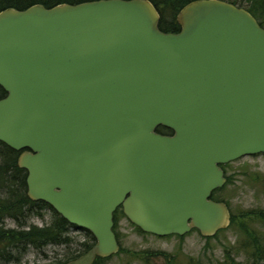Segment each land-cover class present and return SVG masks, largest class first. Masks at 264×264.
Instances as JSON below:
<instances>
[{"label": "water", "instance_id": "1", "mask_svg": "<svg viewBox=\"0 0 264 264\" xmlns=\"http://www.w3.org/2000/svg\"><path fill=\"white\" fill-rule=\"evenodd\" d=\"M176 20L149 0L0 11V142L25 151L27 197L95 240L65 264L119 252V207L145 234L215 236L221 166L264 154V28L223 0Z\"/></svg>", "mask_w": 264, "mask_h": 264}, {"label": "trees", "instance_id": "2", "mask_svg": "<svg viewBox=\"0 0 264 264\" xmlns=\"http://www.w3.org/2000/svg\"><path fill=\"white\" fill-rule=\"evenodd\" d=\"M89 1L96 0H0V11L5 10L7 8L24 10L35 4H41L46 8H50L58 4L74 5ZM149 1L157 9L160 15L159 29L163 33H177L180 29V25L176 20L177 14L184 6L197 0ZM223 1L246 9L257 20L259 25L264 28V0ZM170 17L172 18V20L167 22L166 20ZM5 95L6 93L0 87V99H2ZM157 132L165 134L166 128L159 127L157 129ZM17 156L18 152L10 149L9 147L0 142V191L6 194L5 198L0 197V223L5 218H10L17 221V223L21 226L22 223H20L19 220L20 216L25 218L31 215V213H35V215L41 217L42 214L40 211L44 208H48L52 212L53 216L49 224L40 228L37 226H30L26 230H14L4 229L3 227H0V264H14V262H19V260H16L15 257L12 255V251L21 250L22 252H25L28 247H34L35 249H42L48 245L58 247L62 246L68 249L72 247V245L82 247V250L79 253L72 254L68 256L65 260L58 261L53 264H65L87 252L95 242L94 238L90 233L70 225L47 204L43 202H34L26 197V171L17 166ZM221 167L225 172L226 184L222 188L215 190L212 194V198L215 193L220 192L226 185L231 182V177L226 175L227 164L222 165ZM213 200L225 202V204L228 206V203L225 200H218L214 198ZM117 213L122 214L121 211H118ZM117 213L114 215L113 231L118 240V235L116 232ZM251 215H253V212L243 213L239 216L233 215L230 212L229 226L236 228L237 233L240 237L239 242H243V244L238 245H241L239 246V249L244 251V254L246 256L244 263L238 261L232 255L231 249H226L222 260H218L216 262H203L200 259L187 258L183 264H264V237L261 236V234L256 232L254 229L252 230L247 224V219ZM254 218L255 219L253 220H260L262 223H264V213H258L257 215H255ZM135 228L139 233L145 234L137 227ZM73 230L84 232L85 235H87L91 239L92 243L73 244L74 239L69 235V233ZM239 249L237 248V250ZM119 251H121V248ZM143 254L145 258L148 259L162 258L163 260H165L166 264H177L175 261L176 254H169L165 252H144ZM109 258L98 257L93 264H105L109 260Z\"/></svg>", "mask_w": 264, "mask_h": 264}, {"label": "rangeland", "instance_id": "3", "mask_svg": "<svg viewBox=\"0 0 264 264\" xmlns=\"http://www.w3.org/2000/svg\"><path fill=\"white\" fill-rule=\"evenodd\" d=\"M172 18H168L169 22ZM226 175L231 177V182L213 198L225 200L233 215L253 212L247 219L250 228L264 237V223L255 219L258 213H264V154L246 156L227 164ZM6 194L0 191V197ZM42 216L31 215L23 218L20 216V224L17 221L5 218L0 227L4 229L26 230L30 226L44 227L52 220V212L48 208L41 211ZM122 213V212H121ZM118 243L121 251L105 264H166L162 258H145L144 252H165L176 254V263L183 264L187 258L200 259L203 262H216L222 260L226 249H231L232 255L240 262L245 261L244 251L239 249V234L235 227L229 226L219 231L215 236L202 237L198 231L192 230L184 236H168L158 238L148 234L139 233L136 228L120 213H117ZM252 220V221H251ZM69 235L74 239L73 244H91V239L82 231L73 230ZM237 248L239 250H237ZM82 250L81 246L72 245L69 249L53 245L42 249L28 247L25 252L12 251V255L19 262L14 264H53L65 260L72 254Z\"/></svg>", "mask_w": 264, "mask_h": 264}, {"label": "flooded vegetation", "instance_id": "4", "mask_svg": "<svg viewBox=\"0 0 264 264\" xmlns=\"http://www.w3.org/2000/svg\"><path fill=\"white\" fill-rule=\"evenodd\" d=\"M159 128V127H158ZM157 128V129H158ZM161 128H163V127H161ZM157 129H156V132H157ZM167 132V133H166ZM166 132H165V134H162V135H171L172 134V132L170 131V130H167L166 129ZM157 133H159V132H157ZM159 134H161V133H159ZM23 152H25V151H19L18 152V156H17V159H16V162H17V160H18V158H19V156L23 153ZM25 184H26V182H25ZM27 188H26V190H25V195H26V197H27ZM28 198V197H27ZM39 202H41V201H39ZM120 212L121 211V207H119V208H117L116 210H115V212H114V214L113 215H115L117 212ZM122 212V211H121Z\"/></svg>", "mask_w": 264, "mask_h": 264}]
</instances>
